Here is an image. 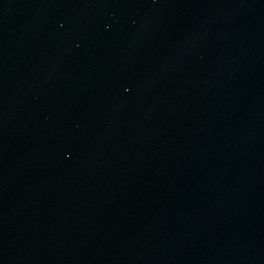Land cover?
<instances>
[{
	"label": "water",
	"instance_id": "water-1",
	"mask_svg": "<svg viewBox=\"0 0 264 264\" xmlns=\"http://www.w3.org/2000/svg\"><path fill=\"white\" fill-rule=\"evenodd\" d=\"M0 264H264V0H0Z\"/></svg>",
	"mask_w": 264,
	"mask_h": 264
}]
</instances>
